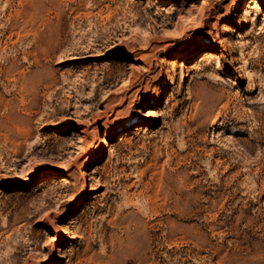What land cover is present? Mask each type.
Returning <instances> with one entry per match:
<instances>
[{
	"label": "rangeland",
	"instance_id": "374dc122",
	"mask_svg": "<svg viewBox=\"0 0 264 264\" xmlns=\"http://www.w3.org/2000/svg\"><path fill=\"white\" fill-rule=\"evenodd\" d=\"M0 264H264V0H0Z\"/></svg>",
	"mask_w": 264,
	"mask_h": 264
},
{
	"label": "bare ground",
	"instance_id": "6f19581e",
	"mask_svg": "<svg viewBox=\"0 0 264 264\" xmlns=\"http://www.w3.org/2000/svg\"><path fill=\"white\" fill-rule=\"evenodd\" d=\"M159 5H164V2H160V4ZM250 19V13L248 12V11H244L243 12V20H245V21H248ZM44 129V126H41L40 127V129ZM122 130H127V129H122ZM97 159L99 158V156H97L96 157ZM86 196V193H83V195H82V197L79 199V201L80 200H82V198H84ZM72 210V208H70L69 210H68V212H70Z\"/></svg>",
	"mask_w": 264,
	"mask_h": 264
}]
</instances>
